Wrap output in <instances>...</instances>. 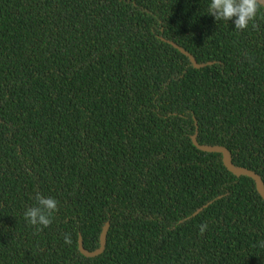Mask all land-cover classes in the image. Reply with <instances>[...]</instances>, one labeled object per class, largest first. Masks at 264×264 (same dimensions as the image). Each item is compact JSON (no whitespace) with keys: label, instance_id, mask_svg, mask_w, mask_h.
I'll list each match as a JSON object with an SVG mask.
<instances>
[{"label":"trees","instance_id":"1","mask_svg":"<svg viewBox=\"0 0 264 264\" xmlns=\"http://www.w3.org/2000/svg\"><path fill=\"white\" fill-rule=\"evenodd\" d=\"M210 3L0 0V264H264L254 180L191 140L264 184V7L237 30Z\"/></svg>","mask_w":264,"mask_h":264},{"label":"clouds","instance_id":"2","mask_svg":"<svg viewBox=\"0 0 264 264\" xmlns=\"http://www.w3.org/2000/svg\"><path fill=\"white\" fill-rule=\"evenodd\" d=\"M262 6H264V0H211L208 13L216 21L234 20L235 29L245 30L249 23L255 20ZM35 199L37 205L28 208L24 212V218L30 225L36 226L39 232L52 224L51 217L58 211V201L52 197L45 198L40 193L36 194ZM206 228L207 224L200 225V233L203 234ZM64 241L66 244H71L70 234H65Z\"/></svg>","mask_w":264,"mask_h":264},{"label":"water","instance_id":"3","mask_svg":"<svg viewBox=\"0 0 264 264\" xmlns=\"http://www.w3.org/2000/svg\"><path fill=\"white\" fill-rule=\"evenodd\" d=\"M172 44L177 49H179L183 54L187 55L189 57L190 61L192 62V64L195 67H200L201 66V64L196 63L195 59L193 58V56L190 53H188L186 50H184L183 48L179 47L175 43H172ZM191 140H192L193 144L198 149H200L202 151L221 153L223 164L233 174L238 175V176L239 175H245L247 177L252 178L254 180V182H255V187H256L258 193L264 199V184H263V181H262L261 177L257 173H255L254 171H252V170H250L248 168L234 165L231 162L230 151L227 148H225V147H223L221 145H203V144H198L197 141H196V134H193L191 136ZM107 229H108V222H106L103 225V227H102V229L100 231V234H99V246L96 249L92 250V251L86 250L83 247L81 238L78 237V249H79L80 253L83 254L86 257H93V256H96V255L100 254L104 250V247H105Z\"/></svg>","mask_w":264,"mask_h":264}]
</instances>
